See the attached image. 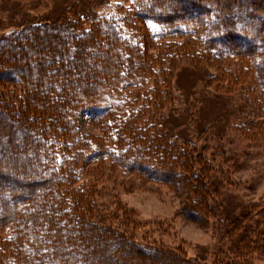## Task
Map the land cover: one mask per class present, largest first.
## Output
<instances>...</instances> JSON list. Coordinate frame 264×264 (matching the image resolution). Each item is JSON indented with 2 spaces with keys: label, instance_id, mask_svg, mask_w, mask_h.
Here are the masks:
<instances>
[{
  "label": "trees",
  "instance_id": "16d2710c",
  "mask_svg": "<svg viewBox=\"0 0 264 264\" xmlns=\"http://www.w3.org/2000/svg\"><path fill=\"white\" fill-rule=\"evenodd\" d=\"M112 2L74 3L0 37V264H195L129 231L139 222L117 189L135 172L149 179L143 170L183 189L192 219L218 212L239 254L264 249L251 206L233 216L222 198L208 203L214 164L166 114L172 78L199 70L243 95L238 132L264 159L263 2ZM87 111L98 133L81 130Z\"/></svg>",
  "mask_w": 264,
  "mask_h": 264
},
{
  "label": "rangeland",
  "instance_id": "374dc122",
  "mask_svg": "<svg viewBox=\"0 0 264 264\" xmlns=\"http://www.w3.org/2000/svg\"><path fill=\"white\" fill-rule=\"evenodd\" d=\"M86 1L0 0V37L24 25L53 21L64 9ZM112 1L113 6L121 3V0ZM258 1L264 5L263 0ZM177 73L171 81L174 87L166 108L167 127L172 134L185 136L198 147L206 148L205 153L214 164L211 175L219 185V193L211 192L208 203L222 198L226 210L233 216H239L251 206L250 220L255 221L256 231L261 233L256 232V238L259 243L264 242V223L259 221L260 211L264 214V159L256 156L262 148H253L255 142L243 140L238 132L237 119L243 111L248 112V108L238 112L246 105L243 95L228 94L218 88L217 81L203 82L199 70L182 67ZM90 115L87 111L80 117V128L98 133L90 124ZM204 128L206 132H202ZM135 173L129 179L120 178L126 185L118 186L117 191L122 207L132 209L138 219L136 226L128 224L137 242L174 250L184 261L195 264H264L261 244L258 248L255 244V248L249 246L246 252L240 247V254L233 249L225 231L218 229L223 220L217 211L211 217L201 211V221H196L188 216L193 201L182 194L183 189L175 183L156 182L149 170H143L149 179ZM9 183L13 185V180ZM122 216H118L120 221Z\"/></svg>",
  "mask_w": 264,
  "mask_h": 264
}]
</instances>
